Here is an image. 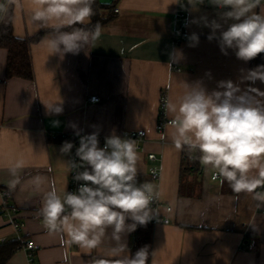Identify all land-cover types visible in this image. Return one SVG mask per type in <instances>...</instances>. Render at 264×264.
Here are the masks:
<instances>
[{"label": "crops", "instance_id": "1", "mask_svg": "<svg viewBox=\"0 0 264 264\" xmlns=\"http://www.w3.org/2000/svg\"><path fill=\"white\" fill-rule=\"evenodd\" d=\"M98 1L114 2L116 16L100 25L94 45L61 57L41 44L43 34L29 43L32 78L8 77V51L0 46V189L7 190V203L17 207L23 223L16 232L0 215V248L13 241L20 244L4 264H28L21 247L27 240L38 246L35 259L40 264H65L60 237L43 227V192L27 185L10 190L7 161L21 156L27 163L25 180L42 175L49 181L45 190L53 182L58 191L67 183V190L71 155H62L60 147L75 134L72 124L83 135L98 130L101 147L113 131L135 139L139 182L151 181V169L159 171L160 204L152 207L158 218L170 221H150L149 249L156 251V264H264V205L258 207L250 194L233 193L227 182L211 179L202 165L199 171L181 170L183 150L172 142L171 124L157 129L162 94L174 99L184 82L197 80L209 91L221 80L240 83L241 69H251V61L237 59L231 49L223 55L218 41L207 39L211 29L200 18L218 19L208 0L196 9L187 0L179 36L174 32L177 0ZM23 3L12 14L11 28L16 38L28 39L43 30L37 31L28 18L30 0ZM192 33L199 36L196 46H189ZM169 54L177 60L170 62ZM251 86L264 91L260 81ZM92 95L99 101H88ZM55 104L62 108L60 113L46 107ZM164 115L172 119L165 111ZM139 130H144L143 137H137ZM149 153L156 159H149ZM136 231L125 237L132 253ZM67 253L71 264H93L99 256L96 250L75 245Z\"/></svg>", "mask_w": 264, "mask_h": 264}, {"label": "clouds", "instance_id": "2", "mask_svg": "<svg viewBox=\"0 0 264 264\" xmlns=\"http://www.w3.org/2000/svg\"><path fill=\"white\" fill-rule=\"evenodd\" d=\"M204 2L188 0L194 9ZM94 3L95 0H30L28 18L37 31L45 30L40 42L50 54L76 55L94 45L101 35L99 24L88 27ZM208 3L217 9L218 19H200L211 29L207 39L217 40L223 55L231 49L237 59L247 63L264 54V0ZM23 7V0H0V25L6 26L14 10ZM187 39L189 46L199 43L196 33ZM169 55L170 62L177 60ZM239 80L240 83L218 81L212 91L201 80L184 82L182 93L165 101V114L172 116L176 149L186 150L198 159L206 173L221 183L227 182L233 193L250 194L259 207L264 205V91L251 85L256 81L264 83V64L241 69ZM245 82H250L249 86L241 89L240 84ZM46 107L56 113L62 111L57 104ZM71 127L79 137V146L75 148L78 161H67L69 173L74 174L75 181L82 182L75 191H67V183L63 191H58L54 182L45 190L49 181L42 175L25 180L27 163L21 156H11L7 161L8 188L27 185L35 192H43L39 209L43 227L50 235L60 237L66 248L65 264H71L67 249L73 245L89 252L96 250L99 256L93 264H156V251L145 245L133 254L125 239L138 226L158 220V210L152 205L161 197L156 185L138 181L140 155L136 140L113 131L101 147L98 130L81 135L77 125ZM74 147L72 142L64 141L60 152L70 156Z\"/></svg>", "mask_w": 264, "mask_h": 264}, {"label": "trees", "instance_id": "3", "mask_svg": "<svg viewBox=\"0 0 264 264\" xmlns=\"http://www.w3.org/2000/svg\"><path fill=\"white\" fill-rule=\"evenodd\" d=\"M114 2L110 4H101L95 0L93 5L94 15L88 25L89 28H94L97 24L104 25L116 16V10L113 8ZM45 34V30L38 32L28 39L16 38L12 34L11 21L5 26L0 25V46L8 51L6 74L8 77L32 78V66L29 55V43L41 38ZM264 64V54H260L257 58L251 60V68L257 65ZM70 137H67V140ZM201 163L198 159L192 158L186 150L182 152L181 170L199 171ZM150 229L151 223L146 226H138L136 231V241L133 249V254L141 247L148 245L150 247ZM20 244L16 241L7 244L0 248V264H4L14 250Z\"/></svg>", "mask_w": 264, "mask_h": 264}, {"label": "built area", "instance_id": "4", "mask_svg": "<svg viewBox=\"0 0 264 264\" xmlns=\"http://www.w3.org/2000/svg\"><path fill=\"white\" fill-rule=\"evenodd\" d=\"M181 4H183V7L181 6ZM186 7H187V0H181V3H177V8L175 11L176 28L174 31L176 36H179L181 31L183 30L182 22L185 18V15L187 14L186 13ZM166 100H167L166 94H162L161 98H160V113H159V118H158V122H157V129L158 130H162L166 125L171 124L170 123L171 119H168L164 115L165 101ZM88 101L97 102V101H99V97H97L95 95L89 96ZM136 134H137V137H143L145 135V132H144V130H139V131H137ZM81 135H83V134H81ZM69 141L72 142L75 146L72 149L70 159H77V161H78V158L75 157V148L79 146V137L74 134V135L70 136ZM103 146H104V143H102V147ZM148 158L151 160H155L156 155L154 153H149ZM149 173L151 175V181H148V182H151L154 185H157V183L159 182V177H160L159 171L157 169H151L149 171ZM73 175H74L73 173H69V185L67 187V191H69V192L75 191L78 188L79 183H82V182L75 181L73 179ZM211 177H212L211 179H213V176H211ZM7 197H8L7 190L0 189V200H1L0 215H2L7 220V222L12 225V227L14 228V230L16 232H19L22 230L23 223L18 218L17 207L14 205H8ZM159 204H160V201L158 200L153 205L158 206ZM166 210L170 211L171 206H166ZM154 221H158V222H162V223H168L170 220L167 217H163V218H158V220L155 219ZM21 247L26 252L28 264H40L35 259V251L37 250L38 246H36L34 241L27 240V241L23 242Z\"/></svg>", "mask_w": 264, "mask_h": 264}]
</instances>
